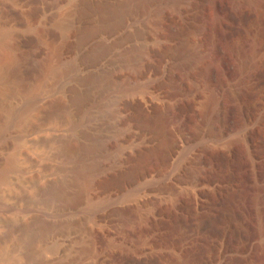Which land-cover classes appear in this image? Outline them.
<instances>
[{"label": "rangeland", "instance_id": "rangeland-1", "mask_svg": "<svg viewBox=\"0 0 264 264\" xmlns=\"http://www.w3.org/2000/svg\"><path fill=\"white\" fill-rule=\"evenodd\" d=\"M207 3L60 0L34 25L10 22L17 35L50 34L53 70L34 87L0 66V264H150L151 254L194 264L201 242L203 264L264 256V155L253 164L244 136L264 129V82L240 69L264 0L242 7L226 126L201 77ZM242 155L250 183L238 176ZM151 158L157 168L142 178ZM240 188L235 219L225 208ZM226 225L240 250L227 249Z\"/></svg>", "mask_w": 264, "mask_h": 264}, {"label": "bare ground", "instance_id": "bare-ground-1", "mask_svg": "<svg viewBox=\"0 0 264 264\" xmlns=\"http://www.w3.org/2000/svg\"><path fill=\"white\" fill-rule=\"evenodd\" d=\"M8 1L29 3L31 7L26 9L25 11H20L18 9L11 7ZM246 1L248 0H208L205 22L203 24L204 26H202L204 33H202L201 31V33L204 35L201 40V44H202L201 46L203 48L202 57L204 58V62H203L204 66L202 67L203 69L201 71V75H202L201 77H203L202 78L203 83L206 85L208 92H209V102L208 103H210V105L208 106L212 111L211 114L216 116V118L214 119L215 120L217 119L219 122L216 124H221L222 126H226L229 123L230 116H231V106H230V98H231L230 90L231 89H230V84H229V81H230L229 75L231 74L229 71L231 67L229 65V59L232 58L230 56L234 54L235 51H242V49H245L241 41H239L238 36L243 31L242 26H245L243 25V23L245 24L244 21L246 20V15H245L246 13L243 12L242 7L246 3ZM59 2L60 0H0V66L8 67L9 69L8 72L10 74L9 76L12 79L14 77L16 78V80L19 79L22 82L27 81V83L30 86H34V85L37 86L40 84L37 81L44 79L45 76H47L50 73V71L53 70V66L51 65L49 55H48L49 47H50V34L46 30L39 28L36 33L31 34V35L30 34L17 35L13 33L10 29H8V25L10 24L11 21H14V20L18 21V23L21 25H27V26H30L31 24L34 25L33 23H35V21H37L40 18V16H42L45 12H47L51 8V6L53 5L55 6ZM254 26H253L254 38L252 42L253 47L251 46V49H250L252 54L249 52L248 56L247 57L245 56L246 58H244V60L241 62L240 69H242L243 72H248L249 69L251 70L253 67L256 68V70H254L253 73L252 72L251 73L249 72V73L250 75H252L253 80L256 81V84H261L264 82V29L257 22L256 24H254ZM45 50L47 53H45ZM171 66H173V64H171ZM36 72H38L37 74L39 75L35 78L34 76ZM255 94L256 93H253V95ZM165 96H163V93H162V97L164 98ZM244 136H246V141L248 143V154L245 151L246 148L244 149L246 156L248 155L247 157L252 158L253 164L255 163V165H259L261 168V163H259V160L261 156L264 155V129L250 130L249 133H247ZM206 141L207 143H215V144L218 142L217 139L211 136H207ZM244 151H242V153ZM246 156L244 157V155H242L241 157H239V158H242L244 162L242 161L241 165H239L240 166L239 173L238 172L237 173H238L239 178L243 180L246 179L248 180L246 182L250 183V180H252L253 177L256 178L257 173L254 175L251 174V170H250L251 168L246 162L247 161ZM157 165H158L157 161H154V159L152 158L149 159L148 164L142 173V178H146L149 175H151L157 168ZM250 176H251V179L249 178ZM254 190L256 191V189ZM242 192H243V189L240 190L241 194L239 196V200L237 198L238 197L237 195V197L235 196L229 202L227 201L228 204L227 203L226 204L228 206H226V208L224 207L227 214L229 213L234 218L237 217L238 215L237 211L239 210L238 209V206L240 203L239 201H241L243 198ZM245 198L246 196L244 197V199ZM243 202L246 203V201H241L240 205L243 204ZM252 205L254 207L255 204H252ZM241 225L242 224H240V226ZM241 229H244V228L241 227ZM233 230L235 229H232L231 226H228V225H226L223 228L224 243L227 249L230 248V250L232 247L239 249L241 246V242L238 240L239 237L236 236V235H240L239 234L240 232L239 233L237 232L238 234H236V232ZM101 231L100 229L96 230L92 228V231H89V233L90 232L93 234L96 233L98 234L99 237H101L100 233L102 234V232H104V231L102 232ZM250 232H247L246 230L245 232H242L244 233V236L247 238V240H249L248 238L250 237L252 239V236H251L252 234ZM95 236L98 238L97 235ZM245 248L244 250H246ZM190 253H191L190 258L194 264H203V243L202 242L199 243L198 246L194 250H192ZM166 256L161 255V254L160 255L151 254L149 256L150 257L149 262L150 264H168L166 263V260H167ZM244 258L245 257H243V259ZM106 260L100 259L98 257V260L96 259V262L94 264H107ZM234 264H264V256L256 254L254 256H251L250 260L240 259V261L237 260V262H234Z\"/></svg>", "mask_w": 264, "mask_h": 264}]
</instances>
